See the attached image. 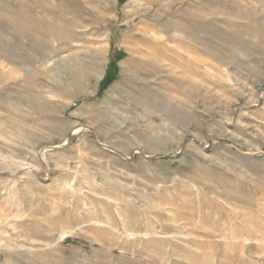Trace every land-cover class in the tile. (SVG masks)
I'll use <instances>...</instances> for the list:
<instances>
[{"label":"rangeland","instance_id":"rangeland-1","mask_svg":"<svg viewBox=\"0 0 264 264\" xmlns=\"http://www.w3.org/2000/svg\"><path fill=\"white\" fill-rule=\"evenodd\" d=\"M0 264H264V0H0Z\"/></svg>","mask_w":264,"mask_h":264}]
</instances>
